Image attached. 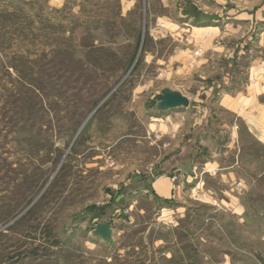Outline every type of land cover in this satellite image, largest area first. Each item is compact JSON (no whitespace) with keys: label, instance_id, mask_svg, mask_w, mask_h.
I'll return each mask as SVG.
<instances>
[{"label":"rangeland","instance_id":"374dc122","mask_svg":"<svg viewBox=\"0 0 264 264\" xmlns=\"http://www.w3.org/2000/svg\"><path fill=\"white\" fill-rule=\"evenodd\" d=\"M0 264H264V0H0Z\"/></svg>","mask_w":264,"mask_h":264},{"label":"water","instance_id":"95a60500","mask_svg":"<svg viewBox=\"0 0 264 264\" xmlns=\"http://www.w3.org/2000/svg\"><path fill=\"white\" fill-rule=\"evenodd\" d=\"M199 20L202 23H212L219 22L220 18L218 16L199 14ZM157 101L159 102V109L163 112L178 108H188L190 105L188 98L172 91H165L162 96L157 97ZM95 233L104 240H110L113 235V228L109 225H101L96 229Z\"/></svg>","mask_w":264,"mask_h":264},{"label":"crops","instance_id":"0c3cea01","mask_svg":"<svg viewBox=\"0 0 264 264\" xmlns=\"http://www.w3.org/2000/svg\"><path fill=\"white\" fill-rule=\"evenodd\" d=\"M170 182L163 178L156 179L155 184L152 186L157 197L167 198L166 196L170 193ZM119 200V199H118Z\"/></svg>","mask_w":264,"mask_h":264},{"label":"bare ground","instance_id":"6f19581e","mask_svg":"<svg viewBox=\"0 0 264 264\" xmlns=\"http://www.w3.org/2000/svg\"><path fill=\"white\" fill-rule=\"evenodd\" d=\"M210 30H212L211 28H208V29H205L204 31H210Z\"/></svg>","mask_w":264,"mask_h":264},{"label":"trees","instance_id":"16d2710c","mask_svg":"<svg viewBox=\"0 0 264 264\" xmlns=\"http://www.w3.org/2000/svg\"><path fill=\"white\" fill-rule=\"evenodd\" d=\"M51 234H52V233L50 232V233H49V237H50Z\"/></svg>","mask_w":264,"mask_h":264}]
</instances>
